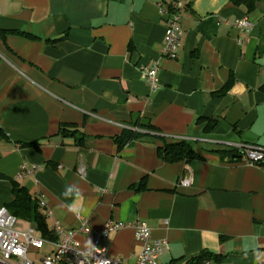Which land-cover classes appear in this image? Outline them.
<instances>
[{
    "label": "crops",
    "instance_id": "0c3cea01",
    "mask_svg": "<svg viewBox=\"0 0 264 264\" xmlns=\"http://www.w3.org/2000/svg\"><path fill=\"white\" fill-rule=\"evenodd\" d=\"M172 1L0 0V31L34 38H0V207L14 182L49 231L144 222L167 244L157 264L203 252L221 258L204 264H264V165L226 148L264 150V0L250 14L231 0H186L181 47L168 59L161 6ZM242 19L247 33L234 26ZM152 63L155 91L141 73ZM140 126L154 130L119 148L116 138ZM182 141L199 159L164 162L165 143ZM23 164L35 170L16 180ZM24 223L16 228H36ZM99 247L120 264L142 250L131 227Z\"/></svg>",
    "mask_w": 264,
    "mask_h": 264
},
{
    "label": "built area",
    "instance_id": "2783aa9c",
    "mask_svg": "<svg viewBox=\"0 0 264 264\" xmlns=\"http://www.w3.org/2000/svg\"><path fill=\"white\" fill-rule=\"evenodd\" d=\"M185 3L186 0H173L165 8L161 6V14L167 23L161 49L163 58L175 59L181 47L183 31L179 25V14L183 11ZM234 26L244 33L250 29L246 19L236 21ZM159 70L158 63L141 67L142 76L151 91H155L159 86ZM226 148L228 151L238 152L242 161L249 165L264 163V150L242 144H228ZM34 170L33 167L23 164L16 180L33 174ZM45 215L49 218L51 213L46 211ZM16 225L17 219L5 207H0V264H120L118 259L109 257L107 249L99 247V243L106 240L110 234L127 227L133 229L135 239L142 246L136 264H157L159 256L167 247L166 242L151 238V231L144 222L127 224L110 221L101 230L94 231L83 221L76 232L65 231L58 223H54L51 230L52 239L36 236L35 227L18 230ZM77 234L91 236V243L82 248L76 241ZM44 249L46 252L43 255ZM29 255H32L33 259H30Z\"/></svg>",
    "mask_w": 264,
    "mask_h": 264
},
{
    "label": "trees",
    "instance_id": "16d2710c",
    "mask_svg": "<svg viewBox=\"0 0 264 264\" xmlns=\"http://www.w3.org/2000/svg\"><path fill=\"white\" fill-rule=\"evenodd\" d=\"M260 1L262 0H231V3L235 7L244 8L246 13L250 14L255 10L256 5ZM189 7H190V3L186 1L183 11H185ZM8 34L19 35L27 40L34 39L33 37L24 33H14V32L11 33L5 31H0V38L5 39V37ZM56 41L57 40L50 42L54 43ZM231 82H229L223 88V92L230 87ZM261 89L262 91H264V87H262ZM66 129H67L66 125H62L60 128L61 134L64 136H66L67 134L64 133ZM139 130H140L139 132L126 131L123 133L122 136L116 138V143L118 147L121 148L131 140L138 139L146 134H150L151 132H153L154 128L150 126H146V127L140 126ZM230 154H232L236 158L239 157L241 158L240 154L236 151H232V152L230 151ZM161 158L164 162L170 164L179 163V162L188 163L193 160L199 159L197 154L192 150L191 146L185 141L172 143V144L165 143V145L161 150ZM259 165H264V163ZM11 194L13 197V201L7 207L8 212L17 220L29 222L36 225V229L41 234L40 236L42 239H52V232L49 231L48 229L46 219L40 211V205H38L37 200L33 198L24 187L14 182H12ZM220 260L221 258L219 256L213 255L208 252H203L198 257L192 259L186 264H204V263H208L209 261L219 262ZM171 264H179V263L173 262Z\"/></svg>",
    "mask_w": 264,
    "mask_h": 264
},
{
    "label": "rangeland",
    "instance_id": "374dc122",
    "mask_svg": "<svg viewBox=\"0 0 264 264\" xmlns=\"http://www.w3.org/2000/svg\"><path fill=\"white\" fill-rule=\"evenodd\" d=\"M22 223H23V222H22ZM48 224L50 225L49 221H48ZM23 226L26 228V227H28V226H32V225H30V224H28V223L25 222V223L23 224ZM35 235H36V236H40L41 234H40L39 232H36ZM45 252H46V249H44V250L42 251V254L44 255ZM29 258H30V259H33V256H32V255H29Z\"/></svg>",
    "mask_w": 264,
    "mask_h": 264
}]
</instances>
